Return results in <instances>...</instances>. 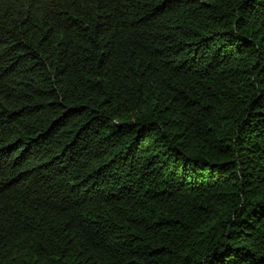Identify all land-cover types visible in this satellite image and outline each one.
Segmentation results:
<instances>
[{
	"label": "trees",
	"instance_id": "trees-1",
	"mask_svg": "<svg viewBox=\"0 0 264 264\" xmlns=\"http://www.w3.org/2000/svg\"><path fill=\"white\" fill-rule=\"evenodd\" d=\"M0 264H264V0H0Z\"/></svg>",
	"mask_w": 264,
	"mask_h": 264
}]
</instances>
